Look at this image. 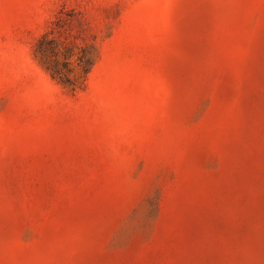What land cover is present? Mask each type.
Returning <instances> with one entry per match:
<instances>
[{
    "label": "rangeland",
    "instance_id": "obj_1",
    "mask_svg": "<svg viewBox=\"0 0 264 264\" xmlns=\"http://www.w3.org/2000/svg\"><path fill=\"white\" fill-rule=\"evenodd\" d=\"M0 264H264V0H0Z\"/></svg>",
    "mask_w": 264,
    "mask_h": 264
}]
</instances>
